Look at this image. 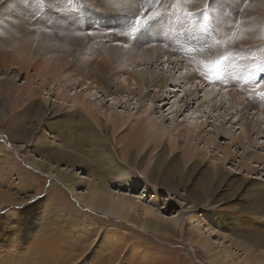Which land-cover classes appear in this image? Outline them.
<instances>
[{"label":"bare ground","instance_id":"bare-ground-1","mask_svg":"<svg viewBox=\"0 0 264 264\" xmlns=\"http://www.w3.org/2000/svg\"><path fill=\"white\" fill-rule=\"evenodd\" d=\"M44 1L43 4L45 9L47 7L54 12H62L61 15L66 16L72 15L70 13L67 14L69 7H76L81 12L83 18L81 26L77 22L71 23L73 26H76V28L83 27L90 29L93 26V21L95 24L98 22L95 20V18H97L96 14H94L92 10H89L92 5H94V7L97 6V3H95L96 0H46V3ZM141 1L145 2V0ZM175 2L176 0H161L162 6L159 4L160 7L156 10L151 11L150 13L145 12L144 15L148 17V19L138 27L136 32H132L129 24L134 21L137 15L144 11L145 4L143 3L144 5L139 6L135 0H102V2L100 0V6H102V8L104 7V9L107 10V13L109 12L111 14L106 15L112 18V20H108V23L103 24H107L106 26L110 27L114 26V28L88 30L85 33L86 40L90 46L102 40L109 41V49L113 51L114 56L121 52L130 55L137 50V54L139 55L138 60L140 61L150 55L153 57L166 55L168 57L167 61H169L170 56L174 54H177V56H187L191 54H199V56H201L200 54H203L206 57V52L208 50L205 54L202 53L206 46L210 47V52H212L213 55L216 54V57H218L217 54L225 51H229L230 54H248L251 56L256 55L261 58L264 57V47H262V43L258 46H250L248 49H244V47L240 45V42L227 44V47L223 44L221 46L220 44L218 48L215 47V44H204L201 41L202 39L198 38V36L193 37V39L190 38L191 36L189 37V34L188 36L184 35L183 30L188 27L182 24L175 25L172 32L168 34L171 35V37L169 38L166 35L168 38H163L162 40V37L160 36L162 35V32L158 31L156 33L154 29V19L157 17L155 13L156 11L160 12L161 8H164L165 10L167 7H171V3L175 4ZM208 3L213 6L218 5V7L231 12L233 11L234 13L239 12V14L247 17L250 16L251 13H257L260 16V21L264 24V7H258L255 9L237 8L226 0H222L220 5L219 1L216 0H191L188 2L187 6L190 9H200L201 6L208 5ZM137 5L138 10L136 9ZM35 9V0H0V72L4 71L5 74H8L9 71L14 68H17L20 73L23 69L27 72L26 82L21 87L18 86V84L13 83L15 80L13 82L10 81L12 82L10 83L11 87L7 85V81L3 83V86H0V94L7 92L12 95L14 99V103H12L13 108L11 113L9 112L10 114H8V116H11L9 119V127L14 131V139L16 142L27 141L30 143L40 140L39 146L42 149V155L58 166L56 170L60 181L70 190H73L75 186L81 183V180L78 181L75 172H73L75 167H79L87 172L92 171L90 173L94 174L91 175H95L98 182L96 183L93 181L91 183L90 195L81 197V203L92 207V209L94 208L95 211L106 210L111 215L117 216V218L124 220L132 227V232L130 234H126L127 232L120 234L119 230L115 227L120 228L121 226L116 221L114 224H111L114 225L111 233L102 234L103 232L101 233L99 231L102 226H105L104 220L103 222H98L93 225L92 222H88L84 219L85 217H81L80 214L77 212L75 213L72 210H70L71 212L68 214V219L58 222L56 225H52V227H48L45 230L42 228L43 221L40 220L39 225L37 224L39 228L36 229L33 220L37 219V216L44 213L45 210H43L42 205L37 204V206H32L31 202L34 199L33 196H28L19 203L17 200L12 199L15 201L12 202L15 203L16 206H19L21 210L17 211L16 208V210L12 211L8 216V222L12 221L14 224L15 221H18L17 219L19 217L24 219V224L31 233V239L29 241H33V244H31L33 245V248L28 250V260L31 264H89L90 260L88 256L94 255L98 251V244L103 246L104 240L109 241L114 247H117L116 250H114L115 248L112 249L113 252L111 253V256H119L120 251L125 248V243L130 242L131 239L139 238L135 233V231H138L136 229L148 230L161 237L172 236L171 234L173 232L176 233L171 223L159 222L150 216L153 213L152 208H146L145 206L142 207L140 204L135 203L131 198H122L121 195L119 198H116L114 194H112L109 185H107V180H111L112 183L122 184L121 186L125 185L126 187L129 185L132 189L137 188L131 170L138 168L142 169V167L143 174L147 178L146 180H149L151 183L155 182L156 185L163 187V189L168 192H175L178 187H183L185 194L182 195L181 198L184 199L186 203L191 204L192 211L199 208H207L208 210L219 209L216 214L218 215V224H221L224 227L230 226V229H232V231L229 229L228 236L230 238L227 240L228 246L226 248H214L207 240L201 237V233H198L194 229H190V224L189 227H187L186 232L183 233L180 231L184 234L187 242L200 245L207 251V258L210 264H264V182L251 179L249 182L230 179V172L225 169L224 165V162L227 161L229 163L231 160H234L231 146L229 144L220 145L222 152H224L223 159L221 158L222 160H218L215 163H207L204 158L205 155L202 153L203 151L199 152L186 145H177V136L176 138L167 137L168 135L166 136V133L161 131L158 127L155 126L153 128L146 118L127 123L129 118H122L118 114H111L108 117H103L102 108L95 104V100L80 94L73 97H70L69 95L64 96V90H61L62 92L56 96L59 100L65 101L66 104L59 105L57 108L53 105H48L45 99H41V101L38 99L42 96L43 91L41 92V88L47 86L45 83L48 80L55 82L58 77H60L64 71V73H66L67 70H71L70 72H73L72 74L74 75L76 74L79 77V80L81 78L83 84L85 82L89 83L90 85H88L87 88H91L92 84L96 85L105 96L125 93L127 91L126 87H123L120 82L114 80V77L116 78L118 75L125 74L128 80H134L140 87L139 91L131 89L129 91L130 94H140L142 98H148L151 92H154L150 99L161 101V106L158 105V108L161 109L168 104L172 94L176 95L178 93L179 88L176 87L180 86L181 82L185 81L184 84L191 83V85L196 88L191 91H185V95L181 98L184 99V103L179 108H176V113H179L185 111V109L191 104L193 105L197 99L195 96L197 93L195 92H197L199 83L202 82L204 84L210 75L208 68L206 67L207 64L205 63L206 65H203L204 68L201 64V70L199 69L194 72L186 73L180 78V80L172 82L171 85L174 86L172 91L164 90L168 85L166 77H154L152 80L146 79L145 87L147 88V91L143 93L141 79L122 64L115 66L112 54L111 57L107 55L98 56L99 54H97L96 57H86L83 55L73 56L72 53V55L69 53V55L72 56V59H70L68 54L64 53L66 54L65 56H55V58L51 59L53 62L49 63V59H44L42 56V53L47 46L45 48L39 46L34 49L29 40L31 33L34 31V26L30 22L34 20L46 22L45 20H48L38 15L39 11L36 12ZM26 15L28 17L30 16L31 21L23 25L19 37L15 38L13 35L8 38L9 43H7L3 35L15 26V22L19 21L20 18ZM61 15L58 14L57 16ZM185 18L188 17L184 16L183 19ZM199 22L200 20L194 21V26H197ZM69 24L70 23L68 22L65 23V25H61L62 29L63 27H67L66 30L63 29L65 32H73L72 30L74 29H70L67 26ZM61 27L59 30H61ZM51 30V33L58 38L64 36V34L60 35L54 28ZM188 30L189 28L187 29V32ZM143 33L145 35H143ZM163 34L164 35L162 36L164 37L165 33ZM260 34L264 35V27ZM211 35L216 37L212 32ZM70 36L72 35H68L67 33L65 39L70 38ZM139 37L142 41L139 45L144 46L143 49H135V41H139ZM38 38L36 40H38ZM73 40L75 39L73 38ZM35 42L37 43V41ZM104 45L107 44L103 43V46ZM70 50L72 51V49ZM95 53L96 51L94 54ZM209 59L211 60V58ZM213 60H215V58ZM254 69H257V67ZM31 71H34L35 74L31 75ZM32 77H42L45 83L41 87L38 83L33 81ZM79 80L78 82H80ZM224 80L229 91L235 89L236 92H238V100L241 102L243 110L248 112L251 109L260 107V104H264L262 103L264 98H258L260 101L255 98L259 96L261 97L260 93L259 96L256 91H252L251 93L253 88H249V84L242 85L243 83H241L237 85L238 83H235V81L225 78ZM34 83L36 84L35 86H33ZM49 93L55 94L52 89H49ZM247 93L249 94L248 96L246 95L245 97H242ZM254 93H256L257 96ZM231 95L232 94L230 93V98ZM252 96L256 100L254 98L252 99ZM215 99L216 96L210 97L208 92L204 93V101L212 105L213 108L214 106L219 108V103L215 101ZM28 100L32 101L35 112L32 114V119L28 127L23 128L13 118V111L14 107L21 113L27 111L30 108L29 104L26 105V107H23V105ZM236 102L237 97L235 103ZM198 106L201 107L200 104ZM233 107L235 106L233 105ZM0 115H2L3 119L7 117L6 102H4L0 108ZM237 120L240 121L241 119ZM69 122H71L72 125L69 124ZM259 124L262 125L263 121L259 123L256 122V124L242 122L241 125L246 130V138L252 140V133L256 134L257 137L264 136V128H260ZM217 128V131L221 134L220 137L228 135V132L224 128ZM45 129L51 130L53 135L51 136L52 139L46 136ZM110 129L113 130L112 134H110ZM124 131H127V135L123 134ZM206 134L207 130L203 129L199 134L193 137L200 142L205 141L206 146L210 147L212 143L215 144L217 138L213 136L212 138L204 140V135ZM179 135H185V132L180 133ZM243 139L244 137L242 135H236L232 137V142L240 145V142L242 143ZM26 145L27 143H25V146ZM148 146L150 147L147 149L148 152L142 153ZM38 151L40 152V149ZM12 154L13 152L9 150L4 151V155ZM149 159L153 160L151 169H148V161H151ZM253 162H256L259 166H264V157L257 154L255 151L247 152L245 160L243 158L242 161L238 162L239 164L237 168L241 171H247V173H257V169L251 165ZM3 165L5 166L4 163ZM61 165H67V168H70L71 171L63 172L59 170V166ZM32 168L34 169V172L28 173V176L23 174L19 167L15 168V171L19 180L18 184L25 186L26 182H30L29 178H31L32 182L29 183L30 188H37V194L42 187L39 188L41 182L35 184V182H37L36 179L40 177L37 172L44 175H52L54 169L45 163H39L36 161H34ZM5 170H8V168ZM168 170H170L169 173ZM110 174H113V176H108ZM199 174H203V177H205V179L202 177L205 180L203 181V187L194 188L191 187V185H186V187H184L186 181L189 182L191 179L193 180L196 177H200ZM7 175L9 174L6 173V176ZM40 180H42V178ZM113 180L115 181L113 182ZM224 187L230 190V195H220V191ZM242 191L243 195L239 197L240 192ZM2 203L3 202L0 201V204ZM43 203H45V200ZM140 208H143L145 212V216L141 218L137 215ZM78 215L80 219L78 218ZM42 217H45V215ZM65 225H68V227L66 228ZM75 226H77V229L73 231ZM103 229L104 228L102 227V230ZM196 229L202 231L200 226H196ZM169 238L170 237H168V239ZM127 255L130 257L129 254ZM106 256L107 254L105 253L104 255L98 256V258L104 259ZM237 259H239V262L234 263ZM96 261L97 260L92 264H96Z\"/></svg>","mask_w":264,"mask_h":264},{"label":"rangeland","instance_id":"rangeland-1","mask_svg":"<svg viewBox=\"0 0 264 264\" xmlns=\"http://www.w3.org/2000/svg\"><path fill=\"white\" fill-rule=\"evenodd\" d=\"M43 1L44 0H35L36 2L35 10L36 12L39 11L38 15L42 16V18L48 19L45 21L50 23L36 21V20L31 21L30 16L28 17L26 15L20 18L19 21L15 22V26L12 27V29H9L8 32L5 35H3V37L5 41L9 43L8 38L13 35L15 36V38L19 37L21 35V30L23 25L31 21L30 23H32L34 26V31H33L34 33L32 32L29 38L31 46L34 49H36L39 46H43L44 48L47 46L45 48V51H43L42 56L44 57V59H49V63L53 62L51 59L55 58V56L56 57L65 56L66 54L64 53H67L70 59H72L71 58L72 56H70L69 53L70 54L72 53L73 56L83 55L86 57L87 56L96 57L97 54H99L98 56L107 55L109 57L113 55L112 57L113 60L115 61V66L122 64L141 79L142 81L141 88L143 93L147 91V88L145 87L146 79L152 80L154 77H166L168 81L167 83L168 85L164 90L172 91V89L174 88V86L171 85L172 82L180 80V78H182L186 73L194 72L199 69L201 70L203 65L204 66L206 64L210 65L212 61H214L213 59L218 58L219 56H221V54L228 55L230 57V62H233V67L222 70L221 73L216 75L210 73L209 77L207 78L204 84L202 82L199 83L200 88L198 87L197 92H195L197 93L195 95L197 99L195 100L194 104L193 105L191 104L190 106H188V108L185 109V111H181L179 113H176V108H179L184 103V99L181 98H183V96L185 95V91H191L196 88L193 85H191V83L184 84L185 81L181 82L180 86L176 87L179 88L178 93L176 95L172 94L168 104L163 106V108L161 109L158 108V105L161 106L160 104L161 101L159 100L155 101L150 99V97L153 95L154 92H151L148 98L147 97L142 98L140 94L138 95L130 94L129 91L131 89L135 91H139L140 87L138 84L135 83L134 80H128L125 74L118 75L116 76V78L114 77V80L120 82L123 85V87H126L127 91L125 93L112 94L108 96L103 95V93L100 91V88L96 87V85L92 84L91 88L90 87L87 88L88 85L90 84L86 82L83 84L81 78L79 80V77L76 74L74 75L72 74L73 72H70L71 70H67L66 73H64L65 72L64 71L63 74H61L60 77H58V79L56 80L57 82L56 81L52 82L48 80L45 83L42 77L41 78L32 77L33 81L38 83L39 86L42 87L44 83L45 85H47L41 88V92L42 91L43 92L41 98L40 97L38 98L39 101H41V99H45L48 105H53L55 108H57L59 105L66 104L65 101L59 100L56 96L57 94L62 92L61 90H64V96L69 95L70 97H73L78 94L84 95L87 98L96 101L95 104L98 107L102 108L103 117H108L111 114H118L122 118H129L127 123L131 121H137L138 119L140 120L142 118H146L148 122L153 126V128L155 126L158 127L161 131L166 133V136L168 135L167 137L176 138L177 136L178 139L177 145L179 144L186 145L195 150H198L199 152L203 151L202 153L205 155L204 158L207 163L208 162L215 163L218 160H222L224 152H222L220 145L229 144L231 146V151L233 154L232 156L234 157V160H231L229 163L226 161L224 162V165H225V169L230 172L231 175L229 176L230 179L236 181H246V182H249L251 180H259L264 182V170H263L264 166L262 165L259 166V164H257L256 162H253L251 165L257 169L256 170L257 173L256 172L247 173V171L246 172L241 171L237 168L239 164L238 162L242 161L243 158L245 160V155L247 154V152L255 151L257 154L262 155L264 157V136L257 137L256 134L252 133L253 135L251 137L252 140H250L246 138V130L241 125L242 122L256 124V122L259 123L263 121V124L262 125L259 124V125L260 128H264V104H260V107L251 109L248 112L246 110H243V107L241 106V102L238 100L239 99L237 96L238 92H236L235 89L229 91V88L226 86V83L224 82L225 81L224 78H225L235 81V83H238L237 85L241 83H243L242 85L249 84L250 85L249 88L252 87L254 89L251 90V93L252 91H256L258 96L261 93H264V73L257 72V75L253 78V80L247 79L248 71L249 72L255 71L256 69L254 68L256 67L257 68L264 67V57L261 58L256 55L251 56L248 54H242V55L230 54L229 51H225L220 54H217L218 57H216V54L213 55V53L210 52V47L206 46L210 44H215L216 45L215 47L219 48L220 44H216V41L217 40L222 41L228 39L233 36V33H235V37L234 39H229L228 44H231L233 42H240V45L243 46L244 49H248L250 46H258L261 43H262L261 45L264 46L263 44L264 35L260 34L261 31L263 30L264 24L260 21L259 19L260 16L257 13H251V15L247 17L245 15L239 14V12L234 13L232 11L233 12L232 13L231 11L218 7V5L217 6L209 5V3L208 5L201 6L200 9H196V8L190 9L188 8L187 4L191 0H181L182 2L181 6L187 9V11L189 12L192 11V13L194 14L193 17H188L183 19L184 14L182 12H174L172 8L173 3H171L172 4L171 7H167V9L165 10L164 8H161L160 12L156 11L155 14L157 15V17L154 19L155 32L156 33L158 31L162 32V35H164L163 33H165L164 37L160 35L162 37L161 39L163 40V38L167 39L168 37L169 38L171 37V35L168 34L172 32V29L174 28L175 25L178 24L186 25L189 28V30L187 32L188 28L184 29L183 34L186 36H188L189 34V37L191 36L190 38H193L195 36L201 38L202 39L201 41L204 44H206L205 45L206 47H204L203 49L204 51H202V53L205 54V52L208 50L209 52L208 51L206 52V57L208 58H206L205 55L203 54H200L201 56H199V54L198 55L191 54L192 56L187 55L189 57L183 55L177 56V54H174L171 55L169 61H167L168 57L166 55L159 57L158 56L153 57L150 55L144 60L140 61L138 60L139 55L137 54V50L131 53L132 55L131 54L126 55V53L121 52L114 56L113 51L109 49L110 43L107 40H102L98 43H94L92 46L88 44L85 34L88 30H95V29L97 30L98 28H103V29L114 28V26L110 27V26H106L107 24H103V23H108V20H112V18L106 15V14L109 15L110 13L109 12L107 13V10H105L104 7L102 8V6H100V0L95 1V3H97V6L94 7V5H92L89 8V10H92L94 14H96L97 18H95V20L98 21L97 24H95L93 21L92 24L93 26L90 29L83 27L76 28V26H73L71 24L72 22H77L80 26L82 24L83 18L81 12L76 7L75 8L73 6L69 7L67 10V14L70 13L72 15L66 16V15H61L62 12L57 13L52 10H49L47 7L45 9ZM135 1L138 3L139 6L145 4V2H142L141 0H135ZM216 1H219V5L222 2V0H216ZM226 1L230 2L231 4H233V6L237 8L241 7L245 9L246 8L255 9L258 7H264V0H226ZM152 3L154 6L149 8L148 11H145L144 8L143 11L144 14L145 12L150 13L151 11H154L157 8H159L160 7L159 4L161 5V0H158V2L157 0H155L152 1ZM138 5L136 6L137 10H138ZM205 6L208 7L207 22L204 21L203 15L201 14L202 11L205 9ZM43 10L46 11L47 13L44 12ZM102 10L103 11L105 10L106 12L104 11L105 12L104 13ZM58 14L61 16H57ZM250 18L252 19L255 18V19L252 20ZM198 20H200L199 24L197 26H194V21H198ZM68 22L70 24L67 26L70 29H74L72 30L73 32H65L64 30H66L67 27H63L64 30L62 29L61 25L62 24L65 25V23ZM60 27L61 30L63 31L59 30ZM52 28H54L60 35L64 34V36H62L61 38L54 36L51 33ZM255 31L257 32V34ZM199 32H203V33H199ZM211 32L214 33L216 37L212 36ZM67 33L68 35L70 34L72 35L70 36V38H67L68 40L65 39ZM143 35L145 34L143 33ZM37 38L38 40H36ZM73 38L75 40H73ZM35 41H37L38 44ZM103 43L107 45L103 46ZM140 43H142V41L141 38L139 37V41H135V45H136L135 49L144 48V46L139 45ZM89 48H91L92 50ZM70 49H72V51ZM95 51L96 53L94 54ZM209 58H211L212 61ZM201 64L202 66H200ZM23 70L20 73V71H18L17 68H14L11 71H9L8 74H5L4 71H1L0 86H3V83H5L6 81H7V85L10 86L11 85L10 83H12L14 80L17 83L15 81L13 83L18 84V86L21 87L22 85H24V83L26 82L27 72L25 71V69ZM30 74L33 75L35 74V72L31 71ZM78 80L81 83L78 82ZM257 81H259V85L256 83ZM35 85L36 84L34 83L33 86ZM49 89H52V91L55 94H50ZM205 92H208L210 94V97L216 96L215 101L219 103L220 106L219 108H217L216 106H214L213 108L212 105L204 101ZM230 93L232 94L231 98H230ZM249 94L248 93L244 94L242 97H245L246 95L248 96ZM234 96L237 97L236 103H235L236 97ZM251 98L253 99L254 97L252 96ZM255 98H257V100L260 101L258 98H262V97L259 96ZM263 101L262 103H264ZM4 102L7 103V117L3 119L2 115H0V181H1L0 201L3 202L2 204H0V218H1L0 219V264H29V263L31 264V262L28 260V250L33 248V245H31L33 244V241H29L31 239L30 238L31 233L29 232L28 228L25 226L24 219L22 217H19L17 219L18 221H15L14 224L12 221L8 222V216L10 215V213H12V211L16 210V208L17 211L21 210L19 206H16V204L13 203L15 202L13 200H17L19 203L21 202V200H23L28 196H33L34 198L33 201L31 202L32 206H37V204H40L42 205L43 210H45L44 213L37 216V219L33 220V224L36 226V229L39 228L38 225L40 220L43 221L42 228L45 230L48 227H52V225H56L58 222L68 219V214L69 212H71L70 210H72L75 213L77 212L78 214H80L81 217L82 216L85 217L84 219L87 220L88 222H92L93 225L97 224L98 222H103L104 220L105 226H102L104 229L102 230L101 227L99 231L101 233L103 232L102 234L111 233V230L114 228V225L111 224H114V222L116 221L121 226L120 228L115 227L117 230H119L120 234L124 232L125 233L127 232L126 234H130L132 232V227L128 225V223L125 222L124 220L117 218V216L111 215L106 210L95 211L94 208L92 209V207H89L88 205L81 203L80 201L81 197L83 196L86 197L90 195L91 183L93 181H95L96 183L98 182L95 175H91L94 174V173H90L92 171L87 172L86 170L84 171L79 167H75L74 170L72 169L73 172H75V176L77 180L78 181L81 180V183L75 186L73 190H70L61 183L56 170L58 166L52 163V161L46 159V157L42 155L41 153L42 149L39 146L40 140H36L35 142H31V143L27 141L25 142L15 141L13 134L14 131H12V129L9 127L10 125L9 119L11 116H8V114L11 113V110L13 108V104H12L14 103L13 96L8 94L7 92L1 93L0 108ZM220 103L222 106L220 105ZM28 104L30 108L23 113L19 112L18 109H16L15 107L13 111L14 113L13 118L23 128L28 127L32 119V114L35 112L34 106L32 105V101L30 100L26 101L23 107H26V105ZM199 104L201 105V107L198 106ZM233 105L235 107H233ZM237 119H241V120L239 121ZM69 124L72 125L71 122H69ZM217 127L224 128L228 132V135L224 137L222 136L220 137L221 134H219L220 132L217 131L218 130ZM203 129L207 130V134L204 135L205 137L204 140L208 138H212L213 136L217 138L215 144L212 143L210 147L206 146L205 141L200 142L197 139H195V137H193L199 134ZM112 131L113 130L110 129V134H112ZM184 132L185 135H179L180 133H184ZM45 134L47 137L52 139L51 136L53 135L50 129H45ZM123 134L127 135V131H124ZM236 135H242L244 139L245 138L246 139L245 140L243 139V141L241 140L242 143L240 142V145H238V143L232 142V137ZM25 143H27L26 146ZM149 148H150L149 146L146 147L142 153L148 152L147 149ZM39 149L40 152L38 151ZM7 150L13 152V154L4 155V151ZM149 160L151 161H148V169H151L153 165V160L152 159ZM34 161L39 163L41 162L45 163L49 167L54 169L52 175H48V174L44 175L37 172L40 175V177L36 179L37 182H35V184H39V182H41L39 188L42 186L40 188L41 189L40 192L37 194H36L37 188H30L29 183L32 182L31 178H29L30 182H26L25 186H21L20 184H18L19 180L17 173L15 171V168L19 167L20 171L28 176V173L34 172V169L32 168ZM3 163L8 168V170H5L7 168L3 165ZM59 170L63 172L71 171L70 168H67V165L59 166ZM131 171H132V177L135 181L137 188L132 189L131 186L129 185L125 187V185L121 186L122 184H118V183L115 184L112 183L111 180L110 181L107 180V185H109L112 194H114L116 198L117 197L119 198L120 195L122 196V198L124 197L131 198L133 201H135V203L140 204L142 207L145 206L146 208L147 207L152 208L153 213L150 216L156 221L163 223H171L176 233L171 232L172 236L161 237L148 230L136 229L138 231H135V233L139 236V238L131 239L130 242L125 243L124 244L125 248L122 251H120L119 256H115V257L111 256V253L113 252L112 249L115 248L114 250H116L117 247H114L109 241L104 240L103 246L98 244V248H97L98 251L96 250L97 254L95 253L94 255L88 256L90 260L89 264L95 263V260H97L96 264L98 263L99 264H210L207 258L208 253L202 246L197 244H190L185 240L183 233L186 232V229L187 227H189V224H190L189 227L190 229H194L198 233H201L200 234L201 237L207 240L208 243L214 248L224 249L228 246L227 240L228 238H230L228 235H229V229L231 227L230 226L224 227L221 224H218L217 222L218 215L216 214L219 209H213V210L209 209L210 210L209 211L207 208H199L192 211L191 204L186 203V201L181 198V196L185 194V190L183 189V187H178V189L175 192H168L167 190L163 189V187L156 185L155 182L151 183L149 180H146L147 178L143 174V167L142 169L141 168L132 169ZM5 172L9 175L6 176ZM169 172L170 170H168V173ZM108 176H113V174H110ZM199 176L200 177H196L193 180L191 179L189 182L186 181L184 187H186V185L187 186L191 185V187L194 188L203 187L204 186L203 181H205L204 180L205 177H203V174L201 175L199 174ZM41 178L42 180H40ZM114 181L115 180H113V182ZM226 187L221 189L220 195L223 194L228 195L230 193V190ZM242 195H243V191L240 192L239 197H241ZM44 200L45 203H43ZM140 209L137 212V215L138 217L141 218L145 216V212L143 208ZM43 215H45V217H42ZM78 218L80 219L79 215ZM65 226L66 228L68 227V225ZM196 226H200L202 228V231L196 229ZM76 229L77 226L74 227L73 231H75ZM230 230L232 231V229ZM180 231H182L183 233ZM168 237L170 238L168 239ZM105 253L107 254L106 256V258L108 257L107 259L98 258V256L104 255ZM127 254H129L130 257ZM238 262L239 259H237L234 263H238Z\"/></svg>","mask_w":264,"mask_h":264},{"label":"snow or ice","instance_id":"snow-or-ice-1","mask_svg":"<svg viewBox=\"0 0 264 264\" xmlns=\"http://www.w3.org/2000/svg\"><path fill=\"white\" fill-rule=\"evenodd\" d=\"M158 2V0H157ZM152 0H145V11H148L149 8L153 7ZM174 12H182L185 17H193L194 14L187 11V9L183 8L181 6V0H176L175 4L172 5ZM203 15V19L205 22L208 21V7L205 6V9L201 13ZM148 17L144 15L143 12H141L139 15L136 16L134 21L130 22L129 27L132 32H136L138 27H140ZM235 33H233V36L225 39V40H217V44H223L225 47H227V44L229 42V39H234ZM127 46V45H125ZM264 47V46H262ZM208 68L209 73L216 75L221 73L222 70L232 68L233 62H230V57L228 55H221L218 58H216L210 65H206ZM257 72L264 73V67H258L255 71L248 72L247 79L253 80V78L257 75ZM259 85V81L256 82ZM261 97L264 98V93H261Z\"/></svg>","mask_w":264,"mask_h":264}]
</instances>
